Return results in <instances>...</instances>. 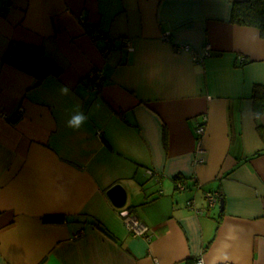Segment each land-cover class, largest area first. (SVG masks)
I'll return each instance as SVG.
<instances>
[{
  "label": "crops",
  "instance_id": "0c3cea01",
  "mask_svg": "<svg viewBox=\"0 0 264 264\" xmlns=\"http://www.w3.org/2000/svg\"><path fill=\"white\" fill-rule=\"evenodd\" d=\"M236 1L0 0V264H264V38L231 22ZM11 43L60 76L35 84L3 62Z\"/></svg>",
  "mask_w": 264,
  "mask_h": 264
},
{
  "label": "trees",
  "instance_id": "16d2710c",
  "mask_svg": "<svg viewBox=\"0 0 264 264\" xmlns=\"http://www.w3.org/2000/svg\"><path fill=\"white\" fill-rule=\"evenodd\" d=\"M231 22L242 26L255 27L264 38V0H242L236 1L232 4L231 9ZM93 28H88V33L93 34ZM93 35L92 38H95ZM126 44V42H124ZM106 47L113 49L114 45L107 41ZM7 53L3 58V62L15 67L21 73H26L31 76L35 84H39L47 76L55 75L60 76V68L57 67L55 62L51 60L42 48L30 47L25 44L11 43L7 49ZM89 76V75H88ZM86 81L90 83V88L95 86L89 77ZM100 88V86H99ZM98 88V89H99ZM97 90V89H96ZM253 110L258 114H264V88L260 85H253L252 97ZM179 179L178 176L175 180ZM45 222H61V217H44Z\"/></svg>",
  "mask_w": 264,
  "mask_h": 264
},
{
  "label": "built area",
  "instance_id": "2783aa9c",
  "mask_svg": "<svg viewBox=\"0 0 264 264\" xmlns=\"http://www.w3.org/2000/svg\"><path fill=\"white\" fill-rule=\"evenodd\" d=\"M163 40L166 42V40L169 39L168 33H165V35H163ZM177 50H185V51H189V47L188 46H180ZM210 47L207 46L204 48V55H209L210 54ZM89 79L95 83V86L92 87V90L98 89L99 86L101 85V81L103 79V74L102 72H100L99 70H94L91 73H89ZM196 134L197 136H202L203 134H205V127L204 126H199L196 128ZM198 147L196 148L197 153H202L201 147L198 144ZM196 164H202L203 160L202 158H196L195 160ZM148 173L152 176L154 175L153 172L148 171ZM205 198L207 200V204L209 207L214 206L217 203V197L215 195V193L209 192L208 194L205 195ZM190 204V203H189ZM124 219V224L125 226H127V228L129 229V231L131 232V234H133V236H141L144 237L145 239L149 240L150 237L147 236V233L149 232V228L147 225H144L143 223H141L140 221H137V219L133 216H130V214L124 215L123 217ZM196 264H204L202 260H200V262L196 263Z\"/></svg>",
  "mask_w": 264,
  "mask_h": 264
},
{
  "label": "water",
  "instance_id": "95a60500",
  "mask_svg": "<svg viewBox=\"0 0 264 264\" xmlns=\"http://www.w3.org/2000/svg\"><path fill=\"white\" fill-rule=\"evenodd\" d=\"M106 196L111 202L112 205H114L116 208H123L126 204V198H127V190L120 185V184H114L111 188L106 190ZM223 205V199L220 200L219 209L222 210ZM127 211H125L123 214L126 215Z\"/></svg>",
  "mask_w": 264,
  "mask_h": 264
},
{
  "label": "clouds",
  "instance_id": "9594fccd",
  "mask_svg": "<svg viewBox=\"0 0 264 264\" xmlns=\"http://www.w3.org/2000/svg\"><path fill=\"white\" fill-rule=\"evenodd\" d=\"M62 95H67L69 93V88L67 86H63L60 89ZM87 115L81 111L79 108H74L66 121L67 127L73 130H79L87 121Z\"/></svg>",
  "mask_w": 264,
  "mask_h": 264
},
{
  "label": "rangeland",
  "instance_id": "374dc122",
  "mask_svg": "<svg viewBox=\"0 0 264 264\" xmlns=\"http://www.w3.org/2000/svg\"><path fill=\"white\" fill-rule=\"evenodd\" d=\"M5 117V116H4Z\"/></svg>",
  "mask_w": 264,
  "mask_h": 264
}]
</instances>
